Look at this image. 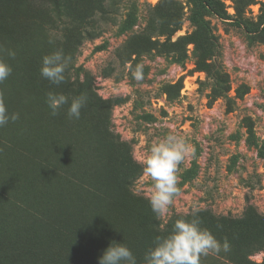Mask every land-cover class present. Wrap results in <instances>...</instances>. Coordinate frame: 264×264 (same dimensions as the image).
Returning a JSON list of instances; mask_svg holds the SVG:
<instances>
[{"label": "trees", "instance_id": "1", "mask_svg": "<svg viewBox=\"0 0 264 264\" xmlns=\"http://www.w3.org/2000/svg\"><path fill=\"white\" fill-rule=\"evenodd\" d=\"M107 1L15 0L8 4L0 0V19L4 18L0 34L6 37L0 43V57L13 68L0 89L8 112L19 114V119L0 127V264H94L113 241L127 245L137 264H144L135 238L139 233L142 239L157 236L151 234L159 225L152 210L141 223L130 219L128 226L112 219L108 207L130 193L142 168L127 141L112 129L113 101L98 94L91 76L71 79L83 42L102 32L97 16L106 18ZM192 1L198 7L192 18L204 32L196 43L205 49L206 44L213 45L215 36L204 15L210 12L228 19L225 0ZM256 1L236 0L237 12L243 15L236 24L246 26V7ZM261 4L264 11V1ZM8 10L18 18L11 17ZM250 38L264 41V17L259 29L250 31ZM58 49L72 57L66 80L59 86L40 75L42 58ZM121 49L118 56L126 63ZM8 50L15 51L14 58L8 56ZM206 65L213 79L210 103L219 96L230 103L228 74L216 62ZM49 91L70 97L86 95L80 118L69 119L67 106L52 116L45 102ZM237 92L239 96L245 93ZM258 151L264 158V143ZM198 216L201 227L221 243L229 241L230 251L218 256L232 264H257L249 255L255 247L264 249V231L254 237L249 232L264 229V215L249 206L241 218L206 216L205 211ZM178 218L171 220L162 235L171 231Z\"/></svg>", "mask_w": 264, "mask_h": 264}, {"label": "rangeland", "instance_id": "2", "mask_svg": "<svg viewBox=\"0 0 264 264\" xmlns=\"http://www.w3.org/2000/svg\"><path fill=\"white\" fill-rule=\"evenodd\" d=\"M263 1L246 7V26L235 23L243 16L236 0H225L228 19L207 12L204 19L215 39L202 49L196 41L204 32L192 18L198 8L192 0H108L106 18L97 16L101 34L80 47L71 79L91 76L98 94L113 101L112 129L127 141L133 158L146 155L169 133L183 136L194 148L178 170L180 194L153 235H162L194 202L206 216L241 218L249 206L264 215V158L258 151L264 143V41L250 38L264 17ZM3 40L1 33L0 43ZM120 48L126 63L118 56ZM213 62L228 74L230 103L223 96L210 103L213 79L206 63ZM137 64L144 66L140 81L133 79L128 67ZM238 89L245 93L239 96ZM141 175L142 171L130 193L108 207L120 226H128L130 219L141 223L151 210L143 195L150 178L144 180L141 194H135ZM262 228L249 234L254 237ZM141 237L139 233L135 240L145 256L154 240ZM249 259L263 263L264 249L255 247ZM201 264L232 263L210 254L201 257Z\"/></svg>", "mask_w": 264, "mask_h": 264}, {"label": "clouds", "instance_id": "3", "mask_svg": "<svg viewBox=\"0 0 264 264\" xmlns=\"http://www.w3.org/2000/svg\"><path fill=\"white\" fill-rule=\"evenodd\" d=\"M15 55V51L8 50V56L14 58ZM71 63L72 57L66 56L63 49H58L42 58L40 75L51 84L59 86L65 82ZM128 67L133 79L140 81L144 78L143 64H137L134 68H131V65ZM12 72V66L0 57V84H3ZM45 102L52 116L59 115L60 110L67 106V117L79 119L87 97L84 94L70 97L62 92L49 91ZM17 119L18 113L8 112L4 91L0 89V127ZM193 153L194 148L183 136L169 133L154 142L146 155L134 157L142 168L135 194H141L144 180L150 178L151 186L143 195L158 221L166 222L169 210L181 191L179 167ZM200 211L201 207L195 202L190 210L183 209V216L175 220L171 231L155 237L154 246L145 253L144 264H201L202 256L230 251L227 239L221 243L209 229L201 227L198 216ZM189 216L191 219L187 218ZM98 264H137V258L127 245L113 241L98 258Z\"/></svg>", "mask_w": 264, "mask_h": 264}]
</instances>
